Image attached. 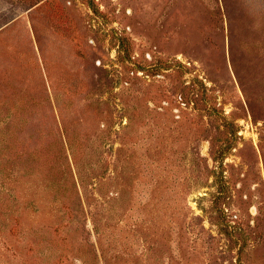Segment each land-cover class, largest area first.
Returning a JSON list of instances; mask_svg holds the SVG:
<instances>
[{"label": "rangeland", "instance_id": "obj_1", "mask_svg": "<svg viewBox=\"0 0 264 264\" xmlns=\"http://www.w3.org/2000/svg\"><path fill=\"white\" fill-rule=\"evenodd\" d=\"M0 264H264V0H0Z\"/></svg>", "mask_w": 264, "mask_h": 264}]
</instances>
